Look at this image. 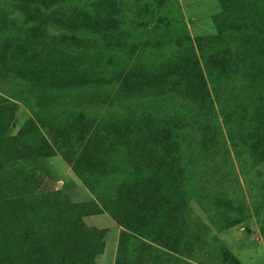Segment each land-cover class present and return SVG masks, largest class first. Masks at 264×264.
<instances>
[{
  "label": "rangeland",
  "instance_id": "374dc122",
  "mask_svg": "<svg viewBox=\"0 0 264 264\" xmlns=\"http://www.w3.org/2000/svg\"><path fill=\"white\" fill-rule=\"evenodd\" d=\"M257 1L110 0V6H101L112 13L109 26H117L109 33L104 31L106 20L93 16L102 0L41 6L48 31L63 32L68 41L51 46L48 58L40 56L36 64L54 66L67 80L89 76L91 82L78 92L73 87L32 88L0 76V104L8 100L14 106L10 125L0 129V264H264V77L238 98L237 111L226 123L218 110L213 67L208 57L201 56L202 47L210 46L200 40L224 35L223 45H215L219 52L227 51L225 46L233 40L226 53L231 57L229 71L240 68L234 59L240 58L242 48L264 67V58L256 54L258 47L264 49L259 44L264 32L236 28L234 17L224 14L229 8L250 5L249 25L264 24V4L257 8ZM57 6L69 27L50 19ZM10 12L18 14L13 6ZM247 36L253 40L245 45ZM193 49L214 113L200 110L198 103L179 92L139 98L124 94L121 79L126 74L152 76ZM233 85L229 82L225 91H232ZM76 92L84 101L95 96V103L77 105ZM132 113L154 115L152 130L161 131L160 124L169 120L174 124L173 158L186 168L164 200L172 206L171 214L162 211L170 232L163 230L165 235L155 238L122 226L110 209L128 194L125 190L133 191L131 185L143 179L125 146L92 157L95 169L82 175L73 168L76 164L84 170L87 140L97 143L107 130L121 134L119 122ZM80 114L94 124L97 134L83 136ZM198 119L209 123L205 131L196 124ZM59 130L64 134L56 139ZM183 199L186 203L178 208ZM79 224L97 248L84 253L78 249ZM143 226L142 222L138 229ZM124 232L134 236L121 242Z\"/></svg>",
  "mask_w": 264,
  "mask_h": 264
},
{
  "label": "trees",
  "instance_id": "16d2710c",
  "mask_svg": "<svg viewBox=\"0 0 264 264\" xmlns=\"http://www.w3.org/2000/svg\"><path fill=\"white\" fill-rule=\"evenodd\" d=\"M67 1L0 0V76L5 78L11 77L21 81L23 84L27 83L32 88L42 86L45 89L59 87L60 90H66L73 87L78 89V92H80L79 88L81 86L88 85L91 82L89 76L84 78L78 76L67 80V77H62L56 73L54 66L46 67L36 64V62L39 63L38 58L40 56L48 58L47 53L51 46H60L68 41V37L63 32L50 33L48 31V21L44 17V14H42L41 6L52 7V5H58ZM108 1L110 0H102L100 6L96 7L93 13L95 20H106L104 25L106 33H109V30L113 31L117 29V26H109V22L112 21V13L109 10L101 8V6H110L111 3L108 4ZM257 4V8H261L264 0H258ZM11 6H13V9L18 14H11ZM60 7L57 6L51 10L50 19L55 18L54 23L69 27L68 21L62 18V14H60ZM252 9L250 5H243L241 7L229 8L224 14L228 16L231 14L230 16L234 17L236 28L249 27L257 33L259 31L264 32V24L261 21L259 22L260 25H249L253 19ZM243 22L244 24H242ZM96 24L99 23L97 22ZM73 40L75 41L76 38H73ZM200 40L207 41V45L210 46L208 49L201 46V56L208 57V61L213 67L211 75L217 82L215 91L218 110L219 113L224 115L226 123H229L231 114L236 112L239 106L237 104L238 98L250 88L251 83L255 86L260 82L262 77H264V67L258 66L252 61V53L247 48H242L240 58L234 59V62L241 65L240 68L229 71L227 70V63L231 61V57L227 56L226 53L231 49L233 40H229V43L225 46L227 50L225 52H219V50L216 51L217 49H215V45L222 46V42L226 41V37L222 34L201 38ZM252 40V36H247L245 38V45L247 41L252 42ZM214 42L216 43L214 44ZM261 43L264 44V40H261L259 44ZM257 50L256 54L264 58L263 47H258ZM77 75L75 73L72 76ZM134 79L136 80L135 83H132L133 86H130L129 84ZM68 81L71 85L66 83ZM229 82H234L233 90L226 92L225 87ZM121 88L129 98H139L150 94L164 95L172 91L179 92L186 98H189L190 101L198 103L200 110L208 109L213 113L215 112L212 103L208 104L210 102V92L206 77L201 68L199 56L195 53L194 49L189 56L180 57L169 62V65L162 72L160 71L152 76L135 77L133 73L130 76L126 74L121 79ZM78 92L74 95L77 105L85 104L89 106L95 103V96L86 98L84 101ZM253 98L251 96L250 100H253ZM9 103L11 102L4 100L0 104L1 130H6L13 118L14 106ZM83 118L84 114H80L81 120L78 121V125L81 128L83 127L81 131L83 136L85 134L88 135L91 131H93L92 135L97 134V128H93L94 124L90 121L85 122ZM156 119L154 115L137 117L133 113L130 114L119 122L121 126L118 132L121 134H116L113 130H107L101 135L97 143H93L91 139L87 140L82 157L86 164L82 168L84 170H79L76 164L73 166L75 172L78 175H82V171L95 169V166H92V157L97 156L100 158L101 154L108 155L113 150H117L118 146H125V152L133 157V160H137L134 169L143 175V179L135 181L136 183L134 182L131 185L130 188L133 191L125 190L128 194L122 195V199L120 197L116 203L110 204V209L118 223L126 228H131L135 232L138 231L140 235L148 238L165 235L163 230H166L167 234H169V224L165 225L164 222L166 221L162 219V217L165 219V213L162 211L168 210L171 214L172 206L171 204H166L164 200L167 198L166 196L171 189V185L181 178L186 170L183 164L178 163L173 158L172 152L174 150L171 141L173 129L175 128L174 124L169 120L167 123L162 122L160 124L161 131L152 130L149 127L150 121H155ZM199 119L202 120V117ZM199 119L195 122L205 131L209 123L205 122L206 124L203 125ZM261 125L264 126L263 119ZM60 129L63 130L62 127ZM61 133L63 132L60 131L56 139L60 135L63 136L64 133ZM92 186L96 187V182L92 183ZM185 203L183 199L178 208H181ZM142 222L144 226L139 230L138 226ZM79 225L80 227L76 229L77 238L81 241L78 244V249L82 248L84 253L87 250L91 251L93 248H97L98 245L95 243V240L90 239L88 230H84L86 229L85 226L83 224ZM48 236L50 237V241L54 239V236ZM132 236L134 234L124 232L121 242L127 237L132 238ZM63 240L69 242L70 237L63 234Z\"/></svg>",
  "mask_w": 264,
  "mask_h": 264
}]
</instances>
